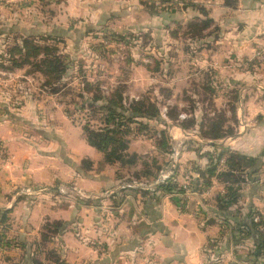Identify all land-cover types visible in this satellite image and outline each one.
Wrapping results in <instances>:
<instances>
[{
    "label": "crops",
    "instance_id": "crops-1",
    "mask_svg": "<svg viewBox=\"0 0 264 264\" xmlns=\"http://www.w3.org/2000/svg\"><path fill=\"white\" fill-rule=\"evenodd\" d=\"M235 1V6L226 0H182L167 6L160 0H11L7 19L12 16L11 25L15 29L18 24L22 36L34 37L40 28L46 37L85 28L121 35L152 30L165 55L164 49L177 43L175 32L210 20L204 36L189 38L191 55H197L199 74L210 77L217 90V108L229 107L231 92H238L239 99L236 134L222 140L202 136L205 118L198 110L188 116L196 120L189 130L169 119L165 110L158 121L140 120L150 126L144 132L135 129L129 153L140 160L126 168L106 164L101 152L100 165L99 157L79 159L80 152L70 150L60 124L79 127L92 148L82 127L60 110L54 108L51 114L35 102L27 103L19 114L0 122V143L6 150L5 158L0 157V210L11 211L5 234L12 240L9 246L0 244V264H264L251 219H264V65L255 62L264 52V0ZM0 20L6 24L1 10ZM163 130L169 152L157 146ZM48 145L59 150L58 155L41 153ZM174 147L181 150L178 188L189 181V191L168 193L162 186L121 191L128 178L152 185L168 166ZM233 155L259 163L254 169L229 168ZM85 160L93 163L92 170H83ZM38 161L46 165L36 167ZM50 162L58 165L51 173L46 168ZM227 173L242 180L234 184ZM89 179L95 189H84ZM58 184H72L99 198L58 209L50 205L51 195L20 197L21 189ZM109 192L112 195L102 197ZM54 222L61 224L56 234L60 239L43 241L52 231L45 227ZM50 251L58 257L48 258Z\"/></svg>",
    "mask_w": 264,
    "mask_h": 264
},
{
    "label": "rangeland",
    "instance_id": "rangeland-1",
    "mask_svg": "<svg viewBox=\"0 0 264 264\" xmlns=\"http://www.w3.org/2000/svg\"><path fill=\"white\" fill-rule=\"evenodd\" d=\"M0 2V6H5V11L0 9L1 17L6 19V24L0 23V122L9 118L10 115L19 114L23 107H26L27 103L35 102L37 107H40L42 111L46 110L47 113L51 112V114H55V109L60 110L63 114L69 111L72 117L70 120L75 121V124L82 127L83 121L88 118V114L77 111L75 102L79 103L77 105H81L82 100L77 99L76 96L79 93L85 92L86 81L95 85V89L98 87L102 91V93H99L95 90L93 94L109 96L114 90L121 88L127 107L141 99H152L158 104L160 111L165 110L167 113L171 108L177 106L172 115L179 114L180 121L187 120L188 116L194 115L197 110L203 115L205 112L209 116H214V108L207 101V99L211 98V94L203 90V86L207 85V77L199 74L200 66H197L198 63L194 60L197 55H191L193 52L189 45V38L191 37L189 29L175 32V34L179 35L178 37H173L177 43L164 49L166 55L160 50L162 47L159 48L160 45L156 43V38L152 37V34H154L152 30L143 34L121 35L113 33L111 30L100 31L85 28L79 29L75 34L68 33L63 36L52 34V36L46 37L44 29L40 28L36 29L37 33H35L34 37H25L26 35L22 36L20 34L21 29L18 24H15V26L17 25L19 28L14 29L12 27L11 24L13 22L10 19L12 16L10 15V18L7 19L10 14V11L6 12L7 7H10L13 2L11 0H1ZM150 3L153 4V2H149V7ZM150 9H154L152 5ZM13 21L16 22V20ZM25 38L32 39L39 45H50L58 50L67 73H65L61 81L55 82L56 88H52V86L47 84V78L32 67L17 68L13 65L11 60L12 54L10 53L15 45H22ZM13 55L17 60L19 59L18 54ZM257 56L260 58L259 60L256 58L257 61L264 65V52L262 55ZM63 87H66V89L69 87L68 89L72 92L67 91L62 94L63 91L61 89ZM54 89L60 90L61 94L55 95L56 91H53ZM93 94H88V96ZM228 99L229 104H231L234 96L228 94ZM168 101H173V103L168 106ZM217 109L220 110L219 108ZM223 109V111H227L229 114L227 115L228 117H233V113H231L232 111H230L229 107ZM60 115L61 113L56 114L57 118ZM182 115H186L187 119H182ZM94 118L96 119V123L100 122L98 116ZM60 125L64 127L70 150H73V153L75 150H78L81 154V157H78L79 159L87 157L95 160L96 157H99L97 158L96 165H100L99 162H101L102 154L85 143L82 139L80 128L69 123H61ZM97 125H100V123ZM133 127L134 129L139 128L137 125ZM151 134L154 135L153 130ZM42 151L41 153H51L53 156L58 155L59 152V150L51 148L49 145L43 147ZM5 156V147L0 143V157L3 159ZM38 162L40 163H36V167L41 164L46 165L43 161ZM155 164L154 162L151 165L155 166ZM57 166L55 162H50L46 168L51 173V168ZM175 177L176 175L172 180H175ZM129 181H135L143 185L150 184L145 179L139 180L137 178H128L125 183ZM185 185L188 186L189 181ZM96 186L95 182L93 183L91 179L83 183V187L86 190L95 189L94 187ZM45 189L47 192H41V190ZM182 189L185 191L183 186ZM186 191H189V188ZM20 193V197H34L35 199L45 194L51 195L49 196L51 198L49 201L50 205L58 209H63V207L75 208L77 204H84L82 203L83 201L97 200L99 198L85 193L72 184L21 189ZM107 195L105 193L102 197L104 198ZM32 202H35V200ZM37 203L36 201L35 204ZM47 206L49 207V205ZM9 221L10 219L6 224L0 225L1 246L3 243L7 246H9V242L12 243V240L5 234L6 229L10 227L11 221ZM55 223L58 222L50 224ZM47 226L45 227L46 229L48 228ZM58 236L55 234H51L50 236L49 234V237L53 239H60ZM48 238H44L43 241L48 242ZM3 250L6 251L7 249ZM47 257L54 260L58 256L54 253L50 256L47 255Z\"/></svg>",
    "mask_w": 264,
    "mask_h": 264
},
{
    "label": "trees",
    "instance_id": "trees-1",
    "mask_svg": "<svg viewBox=\"0 0 264 264\" xmlns=\"http://www.w3.org/2000/svg\"><path fill=\"white\" fill-rule=\"evenodd\" d=\"M163 5H172L174 3L180 2L182 0H160ZM227 5L235 6L237 1L235 0H226ZM210 20L192 25L190 30V35L192 37H202L204 36L203 32L205 29L209 28L211 25ZM10 54H18L19 59L17 60L16 55H11V60L14 66L17 68H23L25 66L32 67L37 72L41 73L45 78H47L50 86L56 88L54 85L55 82L61 81L65 73H67L66 68L64 67V62L58 50L51 47L50 45H39L36 41L32 39H24L22 45H15L14 49ZM256 63L258 61H255ZM258 64H261L258 62ZM255 65V64H254ZM158 71V70H157ZM156 72V70H155ZM158 73V72H157ZM85 92L79 93L76 97L81 99V105L75 102L76 110L88 114L87 120L82 119L83 126L82 130L84 132L87 143L97 149L104 155V161L108 165H120L123 168L132 167L138 164L140 158L135 154L129 153V144L130 138L135 132L134 125L139 126L136 129L139 132H144L149 129L148 124L140 122V120H155L158 121L161 118V111L158 104L152 99H141L135 101L132 105L127 107L125 104V97L121 88L114 90L109 96H104L100 94H93L96 92L102 93L100 88L95 89V85H92L89 82H85ZM203 90L211 94V98L207 99L210 102V105L213 110L212 115H207L204 112L205 121L201 127V134L207 140L217 141L225 139L226 137H231L236 134L235 125L237 124L236 117V107L235 104L239 99L238 92H231L230 94L234 96V99L229 105L233 117H228L227 111L224 109L218 110L214 104L215 96L217 95V90L214 88L211 78H207V85L203 86ZM69 87H63L61 91L62 94L67 91L72 92ZM55 95H60L61 91L54 89ZM88 94H93L88 96ZM187 94V92H185ZM87 103V104H86ZM79 106V107H78ZM88 107V111H87ZM177 106H174L167 113L169 119L173 122L178 123L183 129L189 130L195 126V118L187 119L184 121L179 120V114H175L174 109ZM196 110V109H195ZM66 114L70 116V112L67 111ZM99 118V123H96L94 117ZM75 122V121H74ZM161 137L157 141V146L163 152H169L170 145L167 142L166 131H161ZM259 163V159H252L240 155H233L228 159L227 165L229 168H238L242 170L254 169ZM82 168L85 171H90L93 168V163L91 161L85 160L82 163ZM226 178L231 180L230 182L239 183L242 179L239 176H236L234 173L225 174ZM168 193L175 192H184L182 188H178L176 179L171 180L169 183L161 187ZM233 188H229V194H231ZM233 198L232 196H230ZM233 200L228 201L227 204L231 203ZM11 211L2 212L0 210V225L6 224L9 220L8 215ZM256 217V216H255ZM255 217L252 219V231L254 234L259 236V246L258 249L262 252L264 250V219L261 217L259 223L255 222ZM47 227H50L52 231L51 234H57L61 224L55 223L50 224ZM54 230V231H53ZM49 235H43L44 238H48ZM50 238V237H49ZM48 238V239H49ZM54 254V251H50L48 255Z\"/></svg>",
    "mask_w": 264,
    "mask_h": 264
},
{
    "label": "built area",
    "instance_id": "built-area-1",
    "mask_svg": "<svg viewBox=\"0 0 264 264\" xmlns=\"http://www.w3.org/2000/svg\"><path fill=\"white\" fill-rule=\"evenodd\" d=\"M181 118L186 119L187 116L182 115ZM180 155H181L180 147H174L173 153L170 156V162H169L168 166L165 167V169L160 173L158 179L152 185H143V184L135 182V181H129L128 183H125L124 185H122L121 189L122 190H128V189H142V190L153 189L154 190L158 186L161 187V186L166 185L176 175V170H177V165L179 163ZM189 186H190V183L188 186L184 185L183 188L185 190H188ZM62 192H64V191H62ZM111 193L112 192L107 193L108 196L112 195ZM260 221H261L260 217L256 216L255 222L259 223Z\"/></svg>",
    "mask_w": 264,
    "mask_h": 264
},
{
    "label": "water",
    "instance_id": "water-1",
    "mask_svg": "<svg viewBox=\"0 0 264 264\" xmlns=\"http://www.w3.org/2000/svg\"><path fill=\"white\" fill-rule=\"evenodd\" d=\"M41 192H47V190L45 189V190H41Z\"/></svg>",
    "mask_w": 264,
    "mask_h": 264
}]
</instances>
